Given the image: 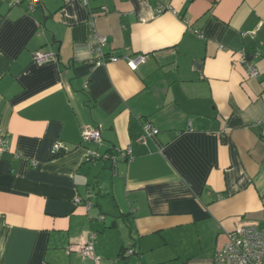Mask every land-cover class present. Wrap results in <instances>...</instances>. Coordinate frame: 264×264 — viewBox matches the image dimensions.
<instances>
[{
  "label": "crops",
  "instance_id": "crops-1",
  "mask_svg": "<svg viewBox=\"0 0 264 264\" xmlns=\"http://www.w3.org/2000/svg\"><path fill=\"white\" fill-rule=\"evenodd\" d=\"M18 1L0 0V264H214L264 226V0ZM91 21L106 55L146 63L92 67Z\"/></svg>",
  "mask_w": 264,
  "mask_h": 264
},
{
  "label": "built area",
  "instance_id": "built-area-1",
  "mask_svg": "<svg viewBox=\"0 0 264 264\" xmlns=\"http://www.w3.org/2000/svg\"><path fill=\"white\" fill-rule=\"evenodd\" d=\"M31 10H34L37 4L36 0H32ZM19 4L18 0H10L11 6H16ZM104 13H107V8L102 9ZM161 12V10H159ZM108 46V38L106 36L100 35L94 28V22H90V34L88 47L92 53V59L90 65L94 68L104 66L108 63L126 62L131 68L136 70L138 66L146 63L147 56L139 55L134 58L130 56H117V55H106L105 48ZM57 60V55L53 52H37L34 55L33 61L38 66H43ZM240 63L245 65L247 69V74L250 78H257L259 76V71L257 66L248 63L245 59V55L241 54ZM259 126L263 123L259 122ZM159 131L152 127L151 125L144 126V134L141 136L137 142L141 145H147L150 140L157 137ZM262 137L264 138V131L262 132ZM83 142H93L97 145H102V133L99 129H86L82 133ZM8 141L6 135L2 129H0V154L7 152ZM68 151V148L62 142H56L53 145L52 153L53 155H59L63 152ZM121 158L124 160H132V151L130 148L120 152ZM87 162L96 161H111L113 164L114 172L117 173L118 158L110 154H100L97 151H90L87 155ZM90 198V196H89ZM77 202H82V200L77 199ZM87 207L92 206L91 202H87ZM104 219V218H102ZM95 240L96 234L91 233L87 240L83 244L82 255L87 258L94 256L95 251ZM133 251H127L124 256H130ZM214 264H264V226L261 225H246L240 227L235 231L228 243L217 252Z\"/></svg>",
  "mask_w": 264,
  "mask_h": 264
}]
</instances>
